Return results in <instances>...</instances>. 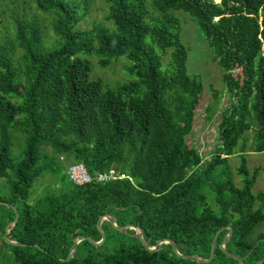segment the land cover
I'll return each mask as SVG.
<instances>
[{
	"label": "trees",
	"instance_id": "16d2710c",
	"mask_svg": "<svg viewBox=\"0 0 264 264\" xmlns=\"http://www.w3.org/2000/svg\"><path fill=\"white\" fill-rule=\"evenodd\" d=\"M32 1L55 15L59 42L51 48L43 45L34 19H15L13 35L0 39V178H6L9 201L18 212L7 237L25 243L3 240L6 223L15 216L4 206L0 242L9 257L2 253L3 260L255 264L264 257V191H252L259 167L249 171L243 149L244 133L252 130L251 150L264 152V0H104L113 28L95 23L79 30L73 29L81 17L75 6L63 0ZM174 10L195 20L232 96L219 123L221 144L204 163L186 140L203 85L187 71L182 25ZM81 53L96 54L103 66L112 57H127L135 79L114 86L91 80L90 61ZM234 69L240 71L238 77L229 75ZM9 129L24 137L18 157L11 155ZM241 139L238 186L227 160ZM60 156L70 164L82 163L92 180L70 181ZM110 170L114 178L95 179ZM45 173L55 176L58 185L31 201L33 184ZM207 193L218 213L207 204ZM104 213L115 216L117 225L138 227L150 247L165 237L182 255L203 259L215 232L229 225L225 249L241 262L219 247L227 229L219 232L212 259L200 262L176 255L169 243L149 251L131 235L134 229L120 232L106 220L100 225L105 233L100 245L84 239L65 260L76 236L100 240L97 220Z\"/></svg>",
	"mask_w": 264,
	"mask_h": 264
},
{
	"label": "rangeland",
	"instance_id": "374dc122",
	"mask_svg": "<svg viewBox=\"0 0 264 264\" xmlns=\"http://www.w3.org/2000/svg\"><path fill=\"white\" fill-rule=\"evenodd\" d=\"M63 1L72 7L75 6L79 15H81L79 21L73 26V29H88L95 23H101L110 29L113 28L112 22L106 18L108 5L104 0ZM172 12L181 21V39L187 50V71L191 75H196L203 85L201 98L195 110L192 131L187 135L186 140L189 146L196 148L200 152L204 163L211 161L217 147L221 144L219 139V123L222 118V112L230 106L232 96L223 79L224 70L213 59L211 49L198 29L195 20L181 10H174ZM54 18L55 15L53 13L38 9L32 0H0V39L4 37L10 38L13 35L14 28L12 22L15 19H34L42 29L43 45L48 46V48L55 47L58 45L59 38L53 30ZM145 41L150 42V38L146 37ZM155 50L159 53L162 52L157 46ZM18 53L16 52V54ZM79 55L88 58L90 61L91 69L88 77L91 80L114 86L135 79V76L128 70V66L131 65L132 61L127 57H112L108 65L103 66L99 63V58L94 53H81ZM167 59L168 54H165L162 59L163 63H166ZM239 73V70L234 69L229 72V75L238 77ZM8 137L11 155L18 157L23 149L24 137L21 133L12 129L8 130ZM244 137L245 146L243 149L246 152V166L249 171H252L254 167H259V174L255 179L252 191L254 193L258 190L264 191V152H253L251 150V144L254 139L252 130L246 131ZM242 144L243 140L241 139L236 146V152L229 155L227 160L229 169L227 171L238 186L242 183V176L236 171L241 162L240 150ZM45 150L49 151V147H46ZM59 160L66 166L65 169H67V166L70 164L69 160L63 156H60ZM218 168L219 170H223L222 165ZM57 185V178L52 174L45 173L40 175L33 184L30 200L32 201L40 197L48 189H53ZM0 201L10 203L9 187L5 177L0 178ZM206 202L214 212H219V206L214 201L211 193H207ZM4 206L6 205L0 204V214L5 210ZM109 229L111 228L109 227ZM259 231L261 230L257 232ZM109 245L111 247L112 243ZM0 248V264H12L10 261H5L6 259L3 260L2 257L3 253L8 258L9 251L3 245Z\"/></svg>",
	"mask_w": 264,
	"mask_h": 264
},
{
	"label": "water",
	"instance_id": "95a60500",
	"mask_svg": "<svg viewBox=\"0 0 264 264\" xmlns=\"http://www.w3.org/2000/svg\"><path fill=\"white\" fill-rule=\"evenodd\" d=\"M0 204L2 205H6L7 207L9 208H12L14 211H15V216L12 220H10L7 225H6V228L4 230V233H3V240L8 243V244H13V245H25V243H22V242H18V241H15V240H11L7 237V234L9 233L10 229L14 226L17 218H18V212L16 211L14 205L12 203H5V202H2L0 201ZM103 220H106L109 222L110 225L113 226V228H115L116 230L120 231V232H126L127 228H130V229H134V232L131 233V235L137 237L141 244L149 251H154V250H157L160 245L162 243H169L171 244V247L174 251V253L178 256H181L183 258H186V259H196L200 262H209L212 257H213V254H214V248L216 246V243H217V236L219 234L220 231L224 230V229H227L228 230V233L226 234V236L224 237V239L222 240L221 243H219V247L223 250V252L225 254H227L229 257L233 258V259H237L240 261V259L234 255L233 253L227 251L225 249V243L226 241L229 239L230 237V234L232 232V227L229 226V225H225V226H222L220 227L214 234L213 238H212V241H211V246H210V253H209V256L208 258H201L199 257L198 255L196 254H192V255H182L176 248V245L174 243L173 240L169 239V238H159V239H156L155 241V245L153 247H150L147 245V240L143 239L142 235H141V230L138 228V227H135L134 225H131V224H127V225H117L116 224V218L115 216H113L112 214H109V213H104V214H101L100 217L98 218L97 220V228L99 229L100 231V234H101V238L100 240L98 241H94L92 240L90 237L88 236H82V235H79V236H76L74 239H73V243H72V246L70 248V251L68 253V255L66 256L65 260H69L70 258H72L75 254V251H76V246L78 244V242L86 239L88 240L90 243L94 244V245H100L104 239H105V233L100 229V225L102 223ZM35 246H37L35 244ZM264 261V257H262L261 259H259L255 264H260L261 262ZM241 262V261H240Z\"/></svg>",
	"mask_w": 264,
	"mask_h": 264
},
{
	"label": "built area",
	"instance_id": "2783aa9c",
	"mask_svg": "<svg viewBox=\"0 0 264 264\" xmlns=\"http://www.w3.org/2000/svg\"><path fill=\"white\" fill-rule=\"evenodd\" d=\"M67 174L69 180L75 184H84L92 180V177L89 175L86 167L82 163L70 164L67 167ZM114 177H115L114 171L110 170L109 172L99 173L95 179L97 181H106Z\"/></svg>",
	"mask_w": 264,
	"mask_h": 264
}]
</instances>
